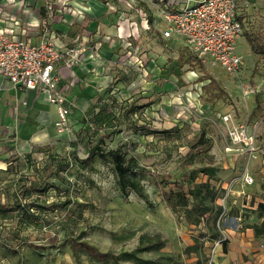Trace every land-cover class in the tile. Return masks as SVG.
<instances>
[{
    "label": "rangeland",
    "instance_id": "374dc122",
    "mask_svg": "<svg viewBox=\"0 0 264 264\" xmlns=\"http://www.w3.org/2000/svg\"><path fill=\"white\" fill-rule=\"evenodd\" d=\"M46 1L50 17L57 8L70 7L71 0ZM95 1H116L122 14L139 17L142 31L146 13L145 37L165 27L160 0ZM254 32L264 34V16L244 27L245 34ZM245 40L237 44L246 65L238 76L200 62L183 42L180 47L136 42L142 54L158 56L157 70H147V81L157 83L147 89L148 95L130 106L120 89L121 101L94 116L72 118L65 137L31 144L18 156L19 165L7 171L0 187V264H117L74 249L75 240L118 256V264H215L217 249L227 246L232 231L240 236L250 230L257 243L264 241V211L259 209L264 202H253L264 198V96L256 92L264 56L253 57ZM180 54L196 58L195 66L188 70ZM149 62H142L144 70ZM187 71H193L186 84L193 86L192 96L182 93V82H176ZM205 76L223 90L221 99L215 86L204 88L210 81H201ZM255 95L263 102L262 110L249 119L250 96ZM135 110L136 117L130 114ZM243 127L254 137L256 152L230 137L232 129ZM100 140L104 151L119 150L135 170L158 174L157 179L140 172L128 175L153 207L130 189L128 196L121 192L111 157L88 159ZM246 174L254 177L253 186L244 183ZM179 187L185 199L169 203L163 198L165 190ZM201 198L208 212L197 220ZM249 204H255L254 209Z\"/></svg>",
    "mask_w": 264,
    "mask_h": 264
},
{
    "label": "crops",
    "instance_id": "0c3cea01",
    "mask_svg": "<svg viewBox=\"0 0 264 264\" xmlns=\"http://www.w3.org/2000/svg\"><path fill=\"white\" fill-rule=\"evenodd\" d=\"M46 5V0H0V34L4 33L14 41H29L35 45L43 40H51L63 50L86 46L87 51L80 64L73 68H67L64 63L57 65V74L61 77L60 86L65 90L71 110L68 126L74 117L94 116L102 108H110L117 99L121 101L120 89L126 91L125 101L132 106L138 97L142 99L148 95L147 89L157 84L149 83L146 75L147 70H157L158 56L142 54L136 42H170L179 47L184 43L176 37L163 38L160 29L158 34L145 37L149 29L146 24L143 23L145 31H142L139 21H136L138 16L128 18L122 14L116 1L106 5L98 4L95 0L83 3L71 0L67 4L70 7L57 8L54 16L50 17ZM237 15L245 30L248 29L251 23L264 16V0H240ZM45 22L48 27L44 26ZM245 35L239 41L246 39ZM245 41L253 57L263 56L255 54L247 39ZM129 43H132L131 47H128ZM183 56L184 66L188 70L192 69L195 61L190 62L191 58L185 54H180L179 59ZM148 58L150 62L144 70L142 62L145 65ZM192 72L187 71L176 79V82H182V93L189 96H192L190 90H193V86H188L193 79ZM262 73L258 79V88L264 96V69ZM250 97L251 115L257 103L256 95ZM130 114L137 116L136 110ZM57 119V108L48 102L46 94L17 90L6 82L0 72V187L6 183L5 176L11 165H19L18 156L28 152L31 144L50 143L66 136V131L59 132L55 127ZM12 159L16 160L15 164L11 162ZM253 202L262 203L264 198L253 199ZM255 204L249 206L254 209ZM228 238L230 241L227 246L217 249L215 264H264V241L259 242L263 248L258 246L252 231L247 230L240 236L232 231Z\"/></svg>",
    "mask_w": 264,
    "mask_h": 264
},
{
    "label": "built area",
    "instance_id": "2783aa9c",
    "mask_svg": "<svg viewBox=\"0 0 264 264\" xmlns=\"http://www.w3.org/2000/svg\"><path fill=\"white\" fill-rule=\"evenodd\" d=\"M239 1L160 0L164 5L160 18L165 25L161 34L165 39H182L200 62H210L228 75L238 76L245 68L244 57L237 52L238 41L244 34V25L237 15ZM48 9L52 15L53 7L49 5ZM143 15V23L149 28L147 15ZM129 44L128 47H131L132 43ZM85 52L86 47L83 46L63 50L51 40L35 45L29 41L11 40L1 33L0 72L6 82L17 90L46 94L48 102L57 108L55 127L63 132L67 130L71 110L65 90L60 86L57 65L64 63L67 68H73L82 62ZM256 92H260L259 88ZM230 137L243 143L248 150L257 151L254 137L248 134L246 128L232 129ZM244 183L253 186L255 179L246 174Z\"/></svg>",
    "mask_w": 264,
    "mask_h": 264
},
{
    "label": "trees",
    "instance_id": "16d2710c",
    "mask_svg": "<svg viewBox=\"0 0 264 264\" xmlns=\"http://www.w3.org/2000/svg\"><path fill=\"white\" fill-rule=\"evenodd\" d=\"M155 1V0H154ZM247 41L249 42V45L251 47V50L258 55H263L264 56V34H261L260 32H255V33H246L245 35ZM196 58H191L189 59L190 62L195 61ZM204 80H210L209 84L205 85V89H209L210 86H215L218 91H220L217 95L218 99L222 98V95L225 93L223 90L217 86V82L215 79H213L211 76H205ZM223 92V93H222ZM256 103L257 106L255 110L251 113L249 119H254L259 113L262 108V100L259 95H256ZM102 140H100L95 146H93L88 154V159H93L95 156H98L99 158L106 160L107 157H111L113 164H114V169L119 177V185L121 192L125 195L128 196L130 189L131 191H134L135 193L139 194V196L147 203L149 207H153V204L149 202V200L146 198V195L141 192V186L133 181L132 179L128 178L129 173L132 175L140 172L145 176L152 177L154 179L158 178V174L146 171L145 169L139 168V170H135L133 165L130 163V161L127 160L126 155L120 152L119 150H110V151H104L101 147L100 144H102ZM199 188H203V186H199ZM163 198L167 200L169 203L175 200V198H180L185 199L186 194L183 190L182 187H179L178 191L175 190H170L167 191L165 190L163 192ZM215 201V198L211 199ZM2 209H6L5 207H2ZM259 209L264 211V205L260 204ZM196 219L198 220L201 215H204L208 212V208L205 205V201L201 198V202H199L197 206V211H196ZM74 249H81L85 252H87L91 258H94L98 261H106V260H111L112 262H115L118 264V256L112 254V253H102L97 247L89 244L88 242L85 241H74L73 245Z\"/></svg>",
    "mask_w": 264,
    "mask_h": 264
}]
</instances>
